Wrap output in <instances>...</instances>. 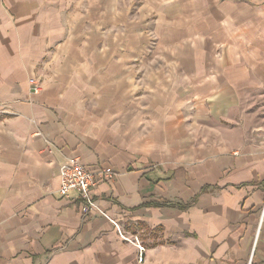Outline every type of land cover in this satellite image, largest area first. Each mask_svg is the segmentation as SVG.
<instances>
[{"label": "crops", "instance_id": "obj_1", "mask_svg": "<svg viewBox=\"0 0 264 264\" xmlns=\"http://www.w3.org/2000/svg\"><path fill=\"white\" fill-rule=\"evenodd\" d=\"M0 264H264V0H0Z\"/></svg>", "mask_w": 264, "mask_h": 264}, {"label": "built area", "instance_id": "obj_2", "mask_svg": "<svg viewBox=\"0 0 264 264\" xmlns=\"http://www.w3.org/2000/svg\"><path fill=\"white\" fill-rule=\"evenodd\" d=\"M34 94L41 92L40 84L31 79L29 81ZM113 178V173L110 169L100 168L96 171H91L80 159H68L60 168V188L59 193L63 197H68L71 193L79 194L81 205L86 218L91 214L92 202L90 198L91 191L98 188L103 182ZM144 257H139V262L143 263Z\"/></svg>", "mask_w": 264, "mask_h": 264}]
</instances>
